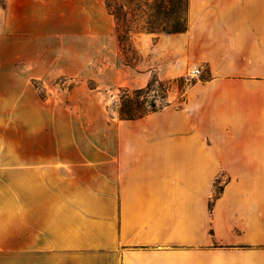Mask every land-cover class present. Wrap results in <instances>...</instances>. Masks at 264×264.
<instances>
[{"label":"crops","instance_id":"0c3cea01","mask_svg":"<svg viewBox=\"0 0 264 264\" xmlns=\"http://www.w3.org/2000/svg\"><path fill=\"white\" fill-rule=\"evenodd\" d=\"M69 6L77 21L0 4V264H264V0H187L183 32L139 33L157 67L134 86L152 69L191 83L106 133L71 110L83 85L52 81L120 84L115 19L102 0Z\"/></svg>","mask_w":264,"mask_h":264},{"label":"rangeland","instance_id":"374dc122","mask_svg":"<svg viewBox=\"0 0 264 264\" xmlns=\"http://www.w3.org/2000/svg\"><path fill=\"white\" fill-rule=\"evenodd\" d=\"M5 1L6 0H0V4L3 5ZM48 1L52 3L53 11H60L59 13L62 14V19L69 18L73 21H77L75 18L76 11L69 6V4L89 2V0ZM108 1L118 13V17L115 19V36L117 40L116 65L120 70H124V72H119L122 82L108 87L99 85V83L91 78L75 81L71 79V77H62L59 80L56 79L52 81L53 85L54 83H64V87L67 90L72 89L73 86L77 84L83 85V92L78 94V101L81 103L79 102L77 106L74 104L71 110H73L76 115L84 116L85 119L88 117L94 118L96 123L89 126L95 127L101 133L112 131L114 123L118 120H128L120 116L119 110L121 106H127L134 114H141L150 108H158L170 101L178 102L181 100L180 95L183 90L191 83V78H186L184 75L165 78L161 76L159 71L152 69V71L148 73V81L152 80V84L148 88H144L145 85L142 87L134 86V82H131V80L134 79L138 72H145V70L157 67L156 60L152 58L151 54L148 55L149 57L146 62L141 63V54L137 47L140 39H135V37L140 35L139 33H152L153 35L166 34L165 31L161 30L164 26V20L161 14H156L152 9L155 3H157V0ZM173 1H179L180 4L184 3V0ZM124 4L128 6L127 10L129 12L126 14L123 13V9L120 10V6ZM139 7L143 9V12L138 9ZM59 21L53 20V26L63 28L64 24H61ZM180 23L181 27H184V14H182ZM150 27L153 29L152 32L149 31ZM149 40L154 41L155 39ZM61 49L70 53H75L77 51H84L87 53L91 48L88 44V39H68L66 45L61 47ZM105 53L106 51L103 50L93 59L85 60L83 62V67L88 72H90L93 67L97 69L104 68L107 64ZM66 62L69 68L73 66V63H76V61L69 59ZM124 80L130 81L132 84L124 83ZM36 86L39 95L43 97L45 95V88L39 82L36 83ZM217 179L222 180L223 175L218 176Z\"/></svg>","mask_w":264,"mask_h":264},{"label":"trees","instance_id":"16d2710c","mask_svg":"<svg viewBox=\"0 0 264 264\" xmlns=\"http://www.w3.org/2000/svg\"><path fill=\"white\" fill-rule=\"evenodd\" d=\"M105 9L107 10V12L114 18L116 19L118 17V13L117 11H115V8H113L111 6V4L109 3L108 0H102ZM183 6V8H182ZM123 9V13H128L129 11L128 6H126L125 4L120 6V10ZM140 9V7L138 8ZM154 10V12L158 15H162L163 17V23L164 26L161 28V30L165 31L166 34H171V33H176V32H183L186 29V14H187V0H184L183 4H180L179 1H173V0H157V3H155V5L152 8ZM141 12H143V9H140ZM182 14H184V27H181V19H182ZM150 32L153 31L152 27H150ZM155 80V79H154ZM152 84V80H149L144 88H148L150 85ZM168 104L165 103L163 105H161L158 108H150L149 110L141 113V114H134L132 113L131 109L128 108L127 106L123 105L121 106L120 110H119V114L122 118L124 119H136V118H140L144 115H146L147 113L154 111V110H158L160 108H162L164 105Z\"/></svg>","mask_w":264,"mask_h":264},{"label":"built area","instance_id":"2783aa9c","mask_svg":"<svg viewBox=\"0 0 264 264\" xmlns=\"http://www.w3.org/2000/svg\"><path fill=\"white\" fill-rule=\"evenodd\" d=\"M192 73L197 75L199 73V71L197 69H192Z\"/></svg>","mask_w":264,"mask_h":264}]
</instances>
